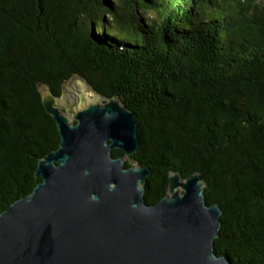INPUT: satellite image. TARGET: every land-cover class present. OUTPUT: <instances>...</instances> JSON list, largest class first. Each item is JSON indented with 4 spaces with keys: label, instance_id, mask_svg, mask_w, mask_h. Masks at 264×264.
Here are the masks:
<instances>
[{
    "label": "trees",
    "instance_id": "trees-1",
    "mask_svg": "<svg viewBox=\"0 0 264 264\" xmlns=\"http://www.w3.org/2000/svg\"><path fill=\"white\" fill-rule=\"evenodd\" d=\"M74 77L135 114L147 205L202 175L215 254L264 264V0H0V213L58 148L37 86Z\"/></svg>",
    "mask_w": 264,
    "mask_h": 264
},
{
    "label": "water",
    "instance_id": "water-1",
    "mask_svg": "<svg viewBox=\"0 0 264 264\" xmlns=\"http://www.w3.org/2000/svg\"><path fill=\"white\" fill-rule=\"evenodd\" d=\"M71 80L58 97L37 86L59 144L37 163L31 193L0 213V264H232L214 252L222 213L206 204L202 175L169 172L164 197L147 205L150 170L125 167L139 148L135 114Z\"/></svg>",
    "mask_w": 264,
    "mask_h": 264
},
{
    "label": "rangeland",
    "instance_id": "rangeland-1",
    "mask_svg": "<svg viewBox=\"0 0 264 264\" xmlns=\"http://www.w3.org/2000/svg\"><path fill=\"white\" fill-rule=\"evenodd\" d=\"M71 81H72V80H71ZM71 81H69V82H71ZM66 86L68 87V86H69V83H67V84H66ZM128 164H130V165H134V166L136 165L135 163H134V164H132L131 162H130V163H128Z\"/></svg>",
    "mask_w": 264,
    "mask_h": 264
}]
</instances>
